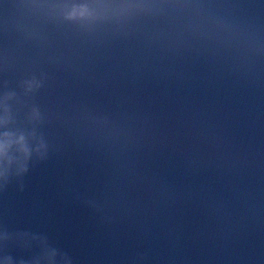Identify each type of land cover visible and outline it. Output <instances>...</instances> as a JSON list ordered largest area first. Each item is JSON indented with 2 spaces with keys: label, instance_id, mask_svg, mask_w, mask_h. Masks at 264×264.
I'll return each instance as SVG.
<instances>
[{
  "label": "water",
  "instance_id": "water-1",
  "mask_svg": "<svg viewBox=\"0 0 264 264\" xmlns=\"http://www.w3.org/2000/svg\"><path fill=\"white\" fill-rule=\"evenodd\" d=\"M0 264H264V0H0Z\"/></svg>",
  "mask_w": 264,
  "mask_h": 264
}]
</instances>
